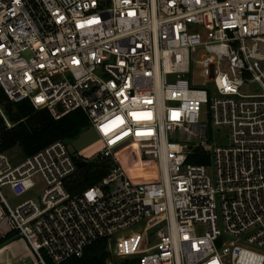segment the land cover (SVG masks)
I'll use <instances>...</instances> for the list:
<instances>
[{
	"label": "built area",
	"instance_id": "obj_1",
	"mask_svg": "<svg viewBox=\"0 0 264 264\" xmlns=\"http://www.w3.org/2000/svg\"><path fill=\"white\" fill-rule=\"evenodd\" d=\"M0 88L56 120L82 112L101 142L91 161L62 139L17 162L0 149V234L35 262L105 240L103 264H264V0H0ZM134 149L157 180L116 162ZM80 168L105 172L78 188ZM35 176L42 194L9 204L2 189Z\"/></svg>",
	"mask_w": 264,
	"mask_h": 264
},
{
	"label": "trees",
	"instance_id": "obj_2",
	"mask_svg": "<svg viewBox=\"0 0 264 264\" xmlns=\"http://www.w3.org/2000/svg\"><path fill=\"white\" fill-rule=\"evenodd\" d=\"M2 114L10 126L6 125ZM86 124L87 119L80 111H74L56 120L46 109H36L28 100L20 102L10 100L0 88V149L4 152L17 147L24 158L57 139L74 138ZM192 161L207 163V157L198 155ZM86 171L78 169L74 179L78 183V188L99 180L105 172L102 168H97L91 174ZM17 237L19 236L13 230L6 232L0 237V247ZM107 255L106 241L98 240L87 247L81 257H71L60 263H54L44 257L46 264H103Z\"/></svg>",
	"mask_w": 264,
	"mask_h": 264
},
{
	"label": "rangeland",
	"instance_id": "obj_3",
	"mask_svg": "<svg viewBox=\"0 0 264 264\" xmlns=\"http://www.w3.org/2000/svg\"><path fill=\"white\" fill-rule=\"evenodd\" d=\"M188 77L190 82L195 86H201L207 83V79L203 74L202 68L194 61L190 65V72L188 74ZM200 119L207 124L209 123L207 107L202 110ZM208 141V143L225 142L226 140L223 138V130H220V132L218 133L214 129H209ZM64 142L67 145L68 151L72 155L76 156L77 154H81L87 157L89 161L95 160V158L98 156L97 152L101 147V142L96 132L88 124L81 128L80 132L74 138L65 139ZM6 153L13 162L20 161L23 158L19 148L17 147H14ZM132 153V156H134L133 158L125 150L116 151L114 154L116 162L121 165L129 179L137 183H146L157 180L158 174L155 162L153 160L143 158L141 156V153H139L137 149H134ZM34 180L36 182V188H34L32 192H29L28 194L21 197H15L9 192V190H7V188H3L2 193L9 204L13 205L21 201L25 197H31L32 199H35L37 194H42L43 185L41 180L36 176L34 177ZM13 241L15 242V244L12 245L13 248L11 251H9V253H11L9 255L10 260L13 261V264H30L32 261V256H30L28 250L25 254L24 251L26 248L24 249L22 239L17 237ZM11 255L13 256V258L11 257Z\"/></svg>",
	"mask_w": 264,
	"mask_h": 264
},
{
	"label": "crops",
	"instance_id": "obj_4",
	"mask_svg": "<svg viewBox=\"0 0 264 264\" xmlns=\"http://www.w3.org/2000/svg\"><path fill=\"white\" fill-rule=\"evenodd\" d=\"M22 242H23L22 244L24 246V249L26 248L25 251H24L25 254L27 253V250H28V253H30V256H32V261H31L30 264L35 263V260L33 259V255L31 253V251L29 250L27 244L25 243V241H23V239H22ZM13 244H15L14 241H12V242H10V243H8V244H6V245H4L3 247L0 248V264H13V261L10 260V256H9L11 254V253H9V251L12 250V248H13L12 245ZM11 257L13 258L12 255H11Z\"/></svg>",
	"mask_w": 264,
	"mask_h": 264
},
{
	"label": "water",
	"instance_id": "obj_5",
	"mask_svg": "<svg viewBox=\"0 0 264 264\" xmlns=\"http://www.w3.org/2000/svg\"><path fill=\"white\" fill-rule=\"evenodd\" d=\"M83 163H84V161L78 162V166L82 165Z\"/></svg>",
	"mask_w": 264,
	"mask_h": 264
},
{
	"label": "snow or ice",
	"instance_id": "obj_6",
	"mask_svg": "<svg viewBox=\"0 0 264 264\" xmlns=\"http://www.w3.org/2000/svg\"><path fill=\"white\" fill-rule=\"evenodd\" d=\"M119 119V118H118ZM90 198H91V194H89Z\"/></svg>",
	"mask_w": 264,
	"mask_h": 264
}]
</instances>
